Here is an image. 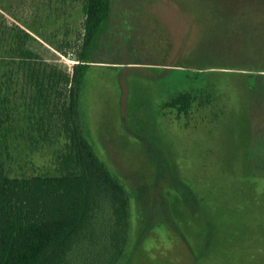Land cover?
Segmentation results:
<instances>
[{
	"label": "rangeland",
	"instance_id": "obj_1",
	"mask_svg": "<svg viewBox=\"0 0 264 264\" xmlns=\"http://www.w3.org/2000/svg\"><path fill=\"white\" fill-rule=\"evenodd\" d=\"M116 2L109 30L119 33L114 51L126 61L167 65L181 45V60L191 69L248 73L233 69L264 66V0ZM210 4L215 8L208 11ZM83 22L80 0H0V23L28 31L35 38L28 47L68 71ZM114 66L88 67L80 112L88 142L130 197L129 238L119 264H264V93L246 101L231 81L211 106L182 114L164 106L157 84ZM10 67L0 60V76ZM144 85L156 92L154 120L137 113L149 107ZM8 94L0 159L9 174H57L66 144L58 124L48 126V114L42 119L19 85L11 84ZM132 97L143 98L133 106L136 116L123 117L120 106ZM142 119L151 123L149 131L140 127ZM149 134L154 146L138 137Z\"/></svg>",
	"mask_w": 264,
	"mask_h": 264
},
{
	"label": "trees",
	"instance_id": "obj_2",
	"mask_svg": "<svg viewBox=\"0 0 264 264\" xmlns=\"http://www.w3.org/2000/svg\"><path fill=\"white\" fill-rule=\"evenodd\" d=\"M80 1L83 36L72 56L75 63L70 71L29 48L28 43L35 38L28 31L16 24L0 23V60L5 66L11 65L0 76L5 78L0 82V138L8 127V93L11 84H17L29 92L42 119L48 114V126L53 121L58 124L66 141L58 156L57 174L11 176L0 159V264H119L124 257L130 230V197L123 183L95 153L82 125L80 93L91 64L115 65L119 71L148 79L159 86L156 91L166 96L164 106L182 114L211 106L213 96L224 95L223 89L232 87L231 81L246 101L251 94L264 93V66L233 69L248 73L191 69L181 60V45L175 47L174 59L167 65L160 61H126L123 53L114 51L119 33L109 30L117 16V0ZM207 8L211 11L215 5ZM142 90L145 97L150 96L149 107L137 113L150 114L154 120L157 109L152 95L156 92L149 85ZM142 100L132 97L126 105L123 101L122 116H136L133 106ZM124 125H128L126 121ZM140 127L149 131L151 123L142 119ZM127 131L136 134L129 128ZM138 137L156 144L149 139L150 134L148 139ZM164 165L167 173L183 184L172 167L167 162ZM181 184L177 190L183 188ZM184 187L185 193L192 196V190Z\"/></svg>",
	"mask_w": 264,
	"mask_h": 264
}]
</instances>
